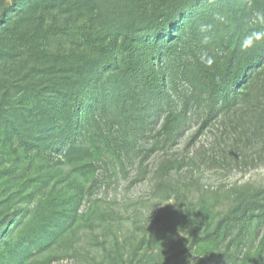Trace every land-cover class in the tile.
Masks as SVG:
<instances>
[{"label":"trees","instance_id":"trees-1","mask_svg":"<svg viewBox=\"0 0 264 264\" xmlns=\"http://www.w3.org/2000/svg\"><path fill=\"white\" fill-rule=\"evenodd\" d=\"M21 1L0 0V91L11 98V109L4 112L10 130L0 143L9 144L14 156L12 169L3 168L1 175L40 158L42 169L48 168L59 151L79 150L92 159L97 151L83 142L93 133L108 135L115 148L127 147L129 136L155 123L175 100L177 82L188 76L183 61L188 53L202 67L207 97L197 133L224 113L239 134L232 148L243 153L249 146L238 141L252 134L256 120L257 130H264V39L241 48L246 35L264 32L254 23V13L264 12V0ZM14 5L20 6L18 14L4 21ZM202 56L213 60L210 67ZM188 119L186 106L170 111L161 131L172 137ZM236 185L243 194L249 190V181ZM258 192L240 195L231 212L202 231L198 212L182 218L194 225L196 243L207 248L197 264H264V229L258 224L264 221V190ZM59 203L52 201L58 209L49 217L52 224L46 222L37 234L38 243L54 237L55 228L73 216L65 208L68 202ZM19 211L16 207L0 218L1 246L22 243L10 237ZM182 255L171 254L167 264Z\"/></svg>","mask_w":264,"mask_h":264},{"label":"rangeland","instance_id":"rangeland-1","mask_svg":"<svg viewBox=\"0 0 264 264\" xmlns=\"http://www.w3.org/2000/svg\"><path fill=\"white\" fill-rule=\"evenodd\" d=\"M19 7H11L4 21L15 17ZM197 51L202 54L203 49ZM183 61L188 76L177 82L175 100L160 111L155 123L129 136L127 147L115 148L108 135L93 133L83 142L97 151L92 159L79 150L69 155L59 151L48 168L42 169L45 163L40 158L32 165L20 162L22 168L13 174L0 173V218L20 208L10 237L22 242L14 247L0 245L1 264H167L171 254H183L174 264H197L207 254V248L196 243L194 225L182 218L198 212L202 231L231 212L240 195L264 190V130H257L261 123L256 120L252 134L238 141L249 146L243 153L232 148L239 134L224 113L197 133L207 100L203 70L191 53ZM1 92L0 136L10 130L4 112L11 109V98ZM185 106L189 119L167 137L161 131L165 117ZM119 137L124 142L123 134ZM0 145L1 171L11 166L14 156L9 144ZM248 181L249 190L243 194L236 183ZM52 201L68 202L65 208L73 216L55 228L54 237L38 243L37 234L43 224H52L49 217L58 209ZM169 220H175L173 229L162 232ZM258 220L262 231L264 221Z\"/></svg>","mask_w":264,"mask_h":264},{"label":"clouds","instance_id":"clouds-1","mask_svg":"<svg viewBox=\"0 0 264 264\" xmlns=\"http://www.w3.org/2000/svg\"><path fill=\"white\" fill-rule=\"evenodd\" d=\"M254 23H258L264 26V12H255L254 13ZM264 39V32L261 31H252L250 34L246 35L241 41V48L242 49H249L251 48L256 41ZM203 59V56H202ZM213 60L211 58L206 59V65L211 66Z\"/></svg>","mask_w":264,"mask_h":264}]
</instances>
